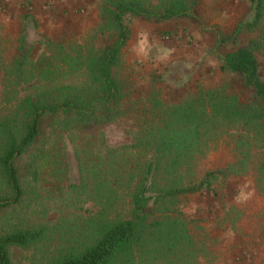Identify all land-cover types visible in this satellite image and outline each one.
<instances>
[{"label":"trees","instance_id":"16d2710c","mask_svg":"<svg viewBox=\"0 0 264 264\" xmlns=\"http://www.w3.org/2000/svg\"><path fill=\"white\" fill-rule=\"evenodd\" d=\"M197 1L102 0L100 32L109 33L103 44L54 42L38 33L32 14H23L17 54L5 74L20 79L34 44L40 43L66 71L82 74L84 80L23 98L18 105L20 125L8 118L0 122V212L23 199L15 159L38 142L43 118L71 133L78 126L116 117L126 86L114 72L122 65L128 17L153 22L193 19ZM248 1L251 18L238 21L215 43L242 31L256 32L245 46L218 55L219 71L237 77L241 89L222 83L185 93L159 105L157 117L124 132L118 141L108 142L100 133L93 151L71 143L77 181L67 185L66 193L54 194L64 210L48 225L0 232V264H14L11 249L41 244L58 252L39 264H201L200 246L187 228L191 220L177 209L178 197L203 191L217 197L229 177L250 173L264 198V80L254 55L255 49H264V0ZM219 140L231 151L232 160L207 169L201 161ZM88 201L100 209L70 223L71 213L64 212Z\"/></svg>","mask_w":264,"mask_h":264},{"label":"rangeland","instance_id":"374dc122","mask_svg":"<svg viewBox=\"0 0 264 264\" xmlns=\"http://www.w3.org/2000/svg\"><path fill=\"white\" fill-rule=\"evenodd\" d=\"M32 1L38 0H0V122L8 118L20 125L23 117L18 105L23 98H36L62 83L76 85L84 80L82 74L66 71L40 43L34 44L20 79L5 74L17 54L23 14L30 13L35 18L38 10L42 14L52 10L53 4L50 2L49 10L46 4L50 0H43L40 7ZM95 1L96 15L92 18L85 14L86 8H77V12L84 13V19L70 20L67 8L59 4V14L56 9L51 19H35L36 30L54 42L103 44L109 41V33L100 32L99 0H93V4ZM193 11V19L153 22L128 17L129 35L121 49L122 65L114 72L126 86L116 117L105 123L78 126L71 133L43 118L38 142L15 159L24 195L19 205L0 212V232L55 222L64 208L54 194L66 193L67 185L77 181L71 143L93 151L100 133L108 142L118 141L124 132L157 117L159 105L176 101L185 93L222 83L241 89L237 77L219 71L218 55L245 46L256 32L242 31L217 46L215 43L218 38L227 37L238 21L251 18L249 1L198 0ZM52 26L56 28L51 30ZM254 55L259 76L264 80V49H255ZM2 143L0 138V148ZM231 160V151L219 140L208 148L201 165L210 169ZM219 190L217 197L203 191L181 195L176 201L177 209L191 220L187 228L200 246L201 264H264V198L255 189L252 176H231ZM99 209L95 202L88 201L64 213H71L70 223H75ZM57 252L52 246L45 249L41 244L31 249H11L9 254L14 264H39Z\"/></svg>","mask_w":264,"mask_h":264},{"label":"crops","instance_id":"0c3cea01","mask_svg":"<svg viewBox=\"0 0 264 264\" xmlns=\"http://www.w3.org/2000/svg\"><path fill=\"white\" fill-rule=\"evenodd\" d=\"M6 1L10 3V2H13L15 0H6ZM32 2H34V5L36 7L37 6L40 7L43 4V0L42 1L41 0L32 1ZM50 2H51V4H53L52 7H50ZM96 2L97 1H95V3L93 4V0H50V1H46L48 10H49V7L52 8V10H49V11H47L48 13H44V14H42V10H38L37 11L38 14L36 15L35 19L36 20L42 19L44 16H45L44 18H50L51 19V14H53L56 9L58 10V12H56V14L60 13V9H61L62 5H59V4H63V7L67 8L66 14L71 15L70 17H68V19L73 20V21L74 20L82 21L84 19V13L83 12L79 13L76 11V9L81 8V10H82V9L86 8L85 14L88 15L87 17L91 16V18H92L96 15L95 10H94ZM100 2H101V0H99L98 5L100 4ZM47 14H49V15L47 16ZM55 26H57V25H55ZM55 26H52L51 30H53L52 28H56ZM59 27L60 26L57 27V30H60ZM47 31L49 32L50 30H47Z\"/></svg>","mask_w":264,"mask_h":264}]
</instances>
